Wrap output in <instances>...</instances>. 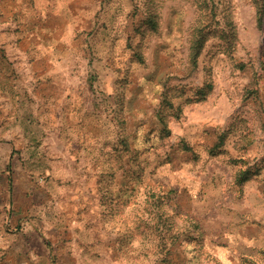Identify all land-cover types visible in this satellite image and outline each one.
I'll list each match as a JSON object with an SVG mask.
<instances>
[{
    "label": "rangeland",
    "instance_id": "374dc122",
    "mask_svg": "<svg viewBox=\"0 0 264 264\" xmlns=\"http://www.w3.org/2000/svg\"><path fill=\"white\" fill-rule=\"evenodd\" d=\"M5 92L0 264H264V0H0Z\"/></svg>",
    "mask_w": 264,
    "mask_h": 264
},
{
    "label": "crops",
    "instance_id": "0c3cea01",
    "mask_svg": "<svg viewBox=\"0 0 264 264\" xmlns=\"http://www.w3.org/2000/svg\"><path fill=\"white\" fill-rule=\"evenodd\" d=\"M46 2H47V0H46ZM53 11H54L53 5L49 10L45 9L44 11H42V10L36 9L34 14H37V13H39V14L37 17H35L34 15L33 16L30 15L28 17V22L30 23L29 26H33V27L36 26L37 27L36 31H38L37 33H40L42 31H44L45 33H52L53 32L52 19L54 16ZM44 12H45V18L42 20L41 14ZM48 15H50V16H48ZM49 19H51L50 24H48ZM29 46H31L32 50L39 53V57L37 56L38 58L36 59L35 64H36V66H40L41 71H44V75H43V77H41L43 82H41L42 85L40 88L45 87V89H46L48 86V82H49V85H51V87H52V84L54 82V76H55V66H58V65H55V58H54L55 45H54V42L52 40H48V39L45 41L39 39L38 41L33 42V44H31ZM40 91L39 90L37 91L38 96H40V97H42L43 95L46 96V94H47L46 90L45 91L40 90ZM51 91H52V89L49 90V92H51ZM13 96L14 95H12L9 92L0 93V107L1 106H2L1 108L6 107V110H11L10 108L13 107L12 110H14V112H16L17 111V109H16L17 104H15V100H14ZM40 97H38V98H40ZM10 105H11V107H10ZM37 110L39 111V113H42L40 105L37 106ZM14 120H16V118ZM42 120H43V118H42ZM18 126L19 125H17V127ZM17 127L15 126V129ZM8 129L11 130L9 127H8Z\"/></svg>",
    "mask_w": 264,
    "mask_h": 264
},
{
    "label": "trees",
    "instance_id": "16d2710c",
    "mask_svg": "<svg viewBox=\"0 0 264 264\" xmlns=\"http://www.w3.org/2000/svg\"><path fill=\"white\" fill-rule=\"evenodd\" d=\"M205 43L206 41L204 38H195V40H193L191 45V58L194 61V64L198 63L199 57L205 46ZM197 94H199L201 97L205 96V89L198 91Z\"/></svg>",
    "mask_w": 264,
    "mask_h": 264
}]
</instances>
